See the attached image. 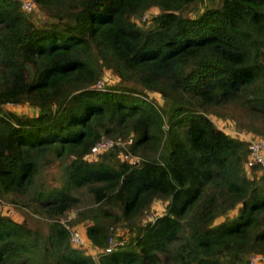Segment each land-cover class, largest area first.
<instances>
[{
	"label": "trees",
	"instance_id": "obj_1",
	"mask_svg": "<svg viewBox=\"0 0 264 264\" xmlns=\"http://www.w3.org/2000/svg\"><path fill=\"white\" fill-rule=\"evenodd\" d=\"M241 117L264 136V0H0V264H264Z\"/></svg>",
	"mask_w": 264,
	"mask_h": 264
},
{
	"label": "rangeland",
	"instance_id": "obj_2",
	"mask_svg": "<svg viewBox=\"0 0 264 264\" xmlns=\"http://www.w3.org/2000/svg\"><path fill=\"white\" fill-rule=\"evenodd\" d=\"M210 1L213 2L215 0H204L205 3H209ZM104 77L106 79L112 78L110 76V74H108V73H105ZM149 95L152 97H155L157 102H159L160 104H162V105L164 104L162 98L158 94L149 93ZM13 109L19 113L20 112L21 113L29 112V109L27 107L20 106V105H15ZM221 122H222V125L217 121V125H219V127H222L228 134L233 135L234 137H237L240 139L241 138L247 139L249 137V135H251L250 132L244 130L245 125H246V119L244 117L240 118V122L237 119H236V121H232L228 118H225L223 120L221 119ZM49 171L53 172V174H56L55 168H53ZM52 178L53 177H52L51 173L45 174V179H46L47 183L55 184L56 182L53 181ZM2 211L4 214L12 215L16 220H21L20 214H18V212L14 208L9 206L8 204H3ZM163 211H164V202L157 200L153 204L151 210L149 212H147V218L148 219L153 218L156 215L162 214ZM231 214H235V211H232ZM223 219H224V217H219L216 220V223L223 221ZM87 250L90 251L91 253H94V251H95L94 248H87Z\"/></svg>",
	"mask_w": 264,
	"mask_h": 264
},
{
	"label": "built area",
	"instance_id": "obj_3",
	"mask_svg": "<svg viewBox=\"0 0 264 264\" xmlns=\"http://www.w3.org/2000/svg\"><path fill=\"white\" fill-rule=\"evenodd\" d=\"M22 7L26 10H30L32 8L31 2L29 1L23 2ZM101 85H102V81L98 82L97 86L100 87ZM248 143H249V154L245 166L247 168H250L254 165H258L264 168V136H259L256 138L249 137ZM111 144L112 143L109 139L101 140L92 147L91 151L94 154H97L99 150L107 149L111 146ZM125 158H129L132 164H137L140 161L139 158H134V157L132 158L129 157L128 155H125ZM71 240L73 243L77 245L85 244L84 238L78 232L72 234ZM108 250L109 249H106V251ZM251 264H253V261Z\"/></svg>",
	"mask_w": 264,
	"mask_h": 264
},
{
	"label": "clouds",
	"instance_id": "obj_4",
	"mask_svg": "<svg viewBox=\"0 0 264 264\" xmlns=\"http://www.w3.org/2000/svg\"><path fill=\"white\" fill-rule=\"evenodd\" d=\"M249 137H250V136H249ZM249 137H248V138H249ZM248 138H247V139H248Z\"/></svg>",
	"mask_w": 264,
	"mask_h": 264
}]
</instances>
